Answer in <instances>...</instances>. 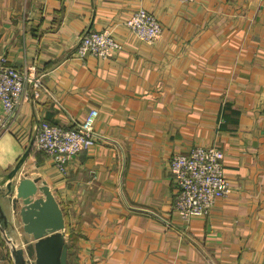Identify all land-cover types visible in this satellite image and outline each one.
<instances>
[{
    "label": "crops",
    "instance_id": "0c3cea01",
    "mask_svg": "<svg viewBox=\"0 0 264 264\" xmlns=\"http://www.w3.org/2000/svg\"><path fill=\"white\" fill-rule=\"evenodd\" d=\"M139 7L162 25L152 44L125 25ZM103 27L120 48L79 58L81 33ZM1 55L34 63L46 90L0 129V183L19 162L14 181L47 182L68 264H264V0H0ZM93 108L101 136L62 173L36 147L38 125L71 127ZM211 144L230 190L185 220L170 159ZM3 209L23 246L18 215ZM0 264H15L1 229Z\"/></svg>",
    "mask_w": 264,
    "mask_h": 264
},
{
    "label": "built area",
    "instance_id": "2783aa9c",
    "mask_svg": "<svg viewBox=\"0 0 264 264\" xmlns=\"http://www.w3.org/2000/svg\"><path fill=\"white\" fill-rule=\"evenodd\" d=\"M192 2L193 0H180ZM126 27L139 39L152 44L162 32V25L153 12L145 8L132 10L125 18ZM120 48L109 27L87 29L81 33L75 54L84 59L111 57ZM46 90L36 65L25 63L17 68L0 56V129L7 131L23 103L35 100ZM264 112V106H263ZM97 109L71 127L42 120L37 128L36 147L45 152L60 172L66 171L67 161L95 143L101 136L94 129ZM174 210L185 220L195 214H207L218 197L230 190L224 172V152L216 145H195L188 153H175L170 159ZM32 259H28L32 264Z\"/></svg>",
    "mask_w": 264,
    "mask_h": 264
},
{
    "label": "water",
    "instance_id": "95a60500",
    "mask_svg": "<svg viewBox=\"0 0 264 264\" xmlns=\"http://www.w3.org/2000/svg\"><path fill=\"white\" fill-rule=\"evenodd\" d=\"M19 165L20 162L0 183V217H5L3 206L9 204L12 212L18 215L25 234L23 246L17 247L7 235V225L0 223L14 262L29 264L28 259H32V264H68L62 210L45 180L25 175L14 181L13 175Z\"/></svg>",
    "mask_w": 264,
    "mask_h": 264
},
{
    "label": "rangeland",
    "instance_id": "374dc122",
    "mask_svg": "<svg viewBox=\"0 0 264 264\" xmlns=\"http://www.w3.org/2000/svg\"><path fill=\"white\" fill-rule=\"evenodd\" d=\"M7 235H9V236H10V235H11V233L8 231ZM5 237H6V236H5ZM8 245H10V244L8 243Z\"/></svg>",
    "mask_w": 264,
    "mask_h": 264
}]
</instances>
